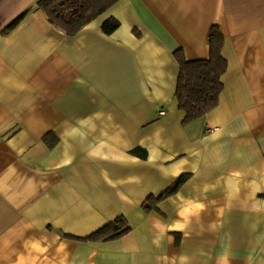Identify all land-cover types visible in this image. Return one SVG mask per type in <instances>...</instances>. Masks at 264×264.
I'll use <instances>...</instances> for the list:
<instances>
[{"label":"crops","instance_id":"1","mask_svg":"<svg viewBox=\"0 0 264 264\" xmlns=\"http://www.w3.org/2000/svg\"><path fill=\"white\" fill-rule=\"evenodd\" d=\"M37 2L0 0V264H264V0H120L73 37ZM213 27L223 91L183 125L174 52Z\"/></svg>","mask_w":264,"mask_h":264},{"label":"trees","instance_id":"2","mask_svg":"<svg viewBox=\"0 0 264 264\" xmlns=\"http://www.w3.org/2000/svg\"><path fill=\"white\" fill-rule=\"evenodd\" d=\"M120 0H38L36 6L42 11L49 24L62 31L66 36L73 37L90 22L105 13ZM23 16L13 21L5 33L13 30ZM119 26L113 18L105 21L101 26L104 34L110 35ZM223 37L217 27H213L209 34V57L204 60L188 61L181 50L175 51L174 56L179 65L175 98L178 110L184 114L183 125L190 124L217 107L219 96L223 91L222 76L226 72L227 63L222 55ZM47 136H45L46 142ZM56 142L49 144L52 147ZM133 156L146 159L147 151L136 148L131 151ZM190 178L189 174L180 175L159 197H148L142 204L145 212L157 209V205L173 196ZM129 231L124 218L118 217L112 223L102 227L82 241H110L115 240Z\"/></svg>","mask_w":264,"mask_h":264}]
</instances>
